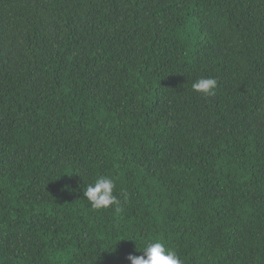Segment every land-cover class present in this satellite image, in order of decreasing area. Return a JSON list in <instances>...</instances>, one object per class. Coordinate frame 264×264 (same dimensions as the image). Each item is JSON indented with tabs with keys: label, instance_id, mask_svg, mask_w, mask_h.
Wrapping results in <instances>:
<instances>
[{
	"label": "trees",
	"instance_id": "obj_1",
	"mask_svg": "<svg viewBox=\"0 0 264 264\" xmlns=\"http://www.w3.org/2000/svg\"><path fill=\"white\" fill-rule=\"evenodd\" d=\"M101 175L121 212L83 197ZM157 239L264 264V0H0V264Z\"/></svg>",
	"mask_w": 264,
	"mask_h": 264
},
{
	"label": "clouds",
	"instance_id": "obj_2",
	"mask_svg": "<svg viewBox=\"0 0 264 264\" xmlns=\"http://www.w3.org/2000/svg\"><path fill=\"white\" fill-rule=\"evenodd\" d=\"M217 89L218 81L213 77H199L191 84L193 92L206 98L214 97L217 94ZM115 189V180L111 176L101 175L83 189V197L95 211L114 209L119 213L122 211V204L120 198L115 194ZM125 240L135 241V238ZM140 251L143 252V255L129 254L127 260L131 264H183L177 252L158 239L145 242Z\"/></svg>",
	"mask_w": 264,
	"mask_h": 264
}]
</instances>
